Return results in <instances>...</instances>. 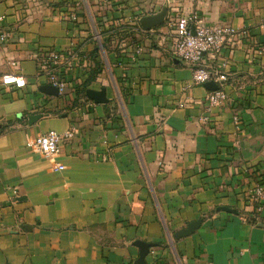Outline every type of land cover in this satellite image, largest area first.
<instances>
[{
    "label": "crops",
    "instance_id": "0c3cea01",
    "mask_svg": "<svg viewBox=\"0 0 264 264\" xmlns=\"http://www.w3.org/2000/svg\"><path fill=\"white\" fill-rule=\"evenodd\" d=\"M170 1L144 29L166 0H0V78L26 82H0V264H134L136 240L153 244L144 264H264V208L248 199L264 188V0ZM193 11L245 31L203 55L227 76L222 106L168 53L169 19ZM48 130L72 132L54 159L26 146Z\"/></svg>",
    "mask_w": 264,
    "mask_h": 264
},
{
    "label": "built area",
    "instance_id": "2783aa9c",
    "mask_svg": "<svg viewBox=\"0 0 264 264\" xmlns=\"http://www.w3.org/2000/svg\"><path fill=\"white\" fill-rule=\"evenodd\" d=\"M171 3L170 0H166L167 8L173 11L175 8ZM3 18L4 16H0V20ZM168 28L169 30L165 35L169 38L171 36V45L168 49L169 56L179 59L191 69L192 84L204 85V83L212 81L218 86L216 90L207 91L201 100L202 103L208 107L222 106L228 103L229 97L223 88L227 81L226 74L218 68H208L204 63L203 55L219 53L233 39L242 37L245 31H239L230 25H210L198 11L177 15L171 22L169 19ZM6 37V34L2 33L0 40L5 41ZM136 49L139 51L140 47L137 46ZM50 57L56 59L55 54H51ZM46 75L48 82L55 86L58 92H62L65 81L61 78L55 65H46ZM0 82L3 85H12L16 88H22L26 83L25 78L17 74L2 75ZM71 136V131L60 134L55 130H48L28 139L26 146L43 157L54 159L58 155L60 141L69 139ZM55 169H63V166L57 164ZM248 199L256 205V211L260 212L264 208L263 186L257 184L249 192Z\"/></svg>",
    "mask_w": 264,
    "mask_h": 264
},
{
    "label": "water",
    "instance_id": "95a60500",
    "mask_svg": "<svg viewBox=\"0 0 264 264\" xmlns=\"http://www.w3.org/2000/svg\"><path fill=\"white\" fill-rule=\"evenodd\" d=\"M166 14H167V6H164L156 14H150V15L141 17L139 19V24L144 29L154 28V27L159 26V25L164 23L165 18H166ZM204 87L207 90H216L218 88V86L212 81H208V82L204 83ZM42 90L49 93V94H52V95L58 94V89L52 85H43ZM85 96L88 99L93 100L95 103H105L107 101L104 88H101L100 90H93V89L88 88L85 90ZM38 118H39V115L30 116L29 117V123H33V121L38 119ZM219 209L225 210V211H228L231 213H235V214L237 213V211L235 209L229 208L227 206H220ZM200 223H201L200 219H197V220H194V221L188 223L186 227L178 230L174 234V237L175 238H181V237H185L187 235H190L199 227ZM133 244L139 247V256L136 259V261L134 262V264H144L145 256L147 255L149 248L153 244L142 241V240H136L133 242Z\"/></svg>",
    "mask_w": 264,
    "mask_h": 264
},
{
    "label": "trees",
    "instance_id": "16d2710c",
    "mask_svg": "<svg viewBox=\"0 0 264 264\" xmlns=\"http://www.w3.org/2000/svg\"><path fill=\"white\" fill-rule=\"evenodd\" d=\"M85 89H86V86H85V85H83V86H82V88H81V90H80V92H82V93H83V92L85 91Z\"/></svg>",
    "mask_w": 264,
    "mask_h": 264
}]
</instances>
